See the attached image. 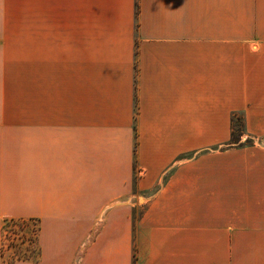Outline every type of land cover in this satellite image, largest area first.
I'll return each instance as SVG.
<instances>
[{"label": "crops", "instance_id": "0c3cea01", "mask_svg": "<svg viewBox=\"0 0 264 264\" xmlns=\"http://www.w3.org/2000/svg\"><path fill=\"white\" fill-rule=\"evenodd\" d=\"M252 20L226 0H0V33H43L40 107H0V264H264V145L226 149L236 113L264 135ZM13 219L38 223V259L8 260Z\"/></svg>", "mask_w": 264, "mask_h": 264}, {"label": "rangeland", "instance_id": "374dc122", "mask_svg": "<svg viewBox=\"0 0 264 264\" xmlns=\"http://www.w3.org/2000/svg\"><path fill=\"white\" fill-rule=\"evenodd\" d=\"M226 7H234L240 11L242 24H247L250 19L251 23H254L252 19L255 18L257 24L264 23V0H226ZM255 9L256 15H254L255 12L252 13ZM249 13H251V18ZM42 34L41 32L23 31L0 33V107L3 119H24L25 107H40L39 67ZM242 116H244L242 113H238L236 117H231V128L233 127L232 120L235 122V139L241 142L230 145L232 142L230 138L226 149L228 147L247 148L256 143L264 145V135L256 139L247 136V126L244 134H240ZM37 230V222L18 220L15 226L11 225L3 231L4 248L13 247L15 253L13 259L8 258V260L24 256L35 258Z\"/></svg>", "mask_w": 264, "mask_h": 264}, {"label": "trees", "instance_id": "16d2710c", "mask_svg": "<svg viewBox=\"0 0 264 264\" xmlns=\"http://www.w3.org/2000/svg\"><path fill=\"white\" fill-rule=\"evenodd\" d=\"M238 115V113H236V114H234L233 116L234 117H236ZM242 120H243V123H242V129L240 130V134L241 135H243L244 134V132H245V130H246V125H245V118H244V116H242ZM232 124H233V127H232V136H231V143H230V145H235V144H240V142H241V140H236L235 139V122H234V120H232ZM18 220H10V221H7L6 222V224L4 225V230H6L9 226H11V225H16V222H17ZM20 221H24V220H20ZM38 231H39V227H38V230H37V232H36V244H37V254H35V258H32L31 256H29V257H26V256H24V257H21V258H18L19 260H22V259H24V260H28V259H38L39 257H40V255H41V251H40V248H39V246H38ZM12 246V245H11Z\"/></svg>", "mask_w": 264, "mask_h": 264}]
</instances>
